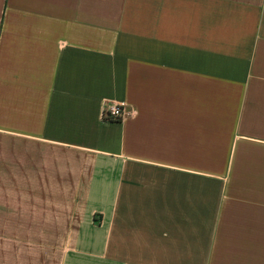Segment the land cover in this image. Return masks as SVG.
Listing matches in <instances>:
<instances>
[{"label":"crops","instance_id":"1","mask_svg":"<svg viewBox=\"0 0 264 264\" xmlns=\"http://www.w3.org/2000/svg\"><path fill=\"white\" fill-rule=\"evenodd\" d=\"M0 264H264V0H0Z\"/></svg>","mask_w":264,"mask_h":264},{"label":"built area","instance_id":"2","mask_svg":"<svg viewBox=\"0 0 264 264\" xmlns=\"http://www.w3.org/2000/svg\"><path fill=\"white\" fill-rule=\"evenodd\" d=\"M134 114L133 108L122 101L106 100L102 109V118L105 120H121Z\"/></svg>","mask_w":264,"mask_h":264}]
</instances>
